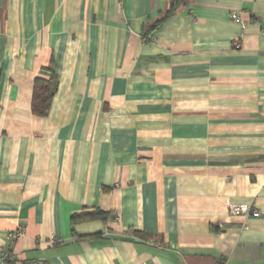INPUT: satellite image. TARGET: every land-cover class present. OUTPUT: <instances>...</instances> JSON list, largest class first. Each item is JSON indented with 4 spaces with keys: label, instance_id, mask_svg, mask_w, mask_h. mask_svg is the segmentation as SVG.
I'll return each instance as SVG.
<instances>
[{
    "label": "crops",
    "instance_id": "0c3cea01",
    "mask_svg": "<svg viewBox=\"0 0 264 264\" xmlns=\"http://www.w3.org/2000/svg\"><path fill=\"white\" fill-rule=\"evenodd\" d=\"M171 1L0 0L12 264H264V0Z\"/></svg>",
    "mask_w": 264,
    "mask_h": 264
},
{
    "label": "trees",
    "instance_id": "16d2710c",
    "mask_svg": "<svg viewBox=\"0 0 264 264\" xmlns=\"http://www.w3.org/2000/svg\"><path fill=\"white\" fill-rule=\"evenodd\" d=\"M182 4V0H172L170 7L165 12H162L161 17L151 24L146 30H144L142 37L144 41H151L152 33L161 27L172 15L175 14L178 7ZM57 88V78L55 75L49 79L37 77L35 80L32 110L36 115L46 116L52 103L54 93ZM115 219L116 216L111 211H104L100 208L92 211H83L81 213H75L71 220L72 224H77L85 221L94 220H107ZM99 235V234H98ZM97 235V236H98Z\"/></svg>",
    "mask_w": 264,
    "mask_h": 264
},
{
    "label": "built area",
    "instance_id": "2783aa9c",
    "mask_svg": "<svg viewBox=\"0 0 264 264\" xmlns=\"http://www.w3.org/2000/svg\"><path fill=\"white\" fill-rule=\"evenodd\" d=\"M233 18H237L236 15H233ZM230 213L234 215L246 214V215H258V211L252 208L247 204H236L230 206ZM14 236V235H12ZM14 262L13 257L9 252L0 248V264H12Z\"/></svg>",
    "mask_w": 264,
    "mask_h": 264
}]
</instances>
